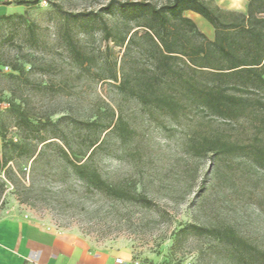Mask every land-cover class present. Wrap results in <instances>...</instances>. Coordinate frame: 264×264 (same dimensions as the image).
<instances>
[{"label":"rangeland","instance_id":"1","mask_svg":"<svg viewBox=\"0 0 264 264\" xmlns=\"http://www.w3.org/2000/svg\"><path fill=\"white\" fill-rule=\"evenodd\" d=\"M16 1L4 0L9 10L0 16L11 17L0 20V219L28 217L151 264H238L210 234L227 228L264 251V169L245 155L196 150L202 136L253 143L258 113L171 116L144 107L107 79L114 69L121 78L125 63L136 70L137 51L125 59L102 23L82 16L113 0ZM214 1L246 13L249 0ZM106 20L111 28L120 21L118 14ZM118 118L129 134L113 127ZM71 161L87 162L124 195L91 187Z\"/></svg>","mask_w":264,"mask_h":264},{"label":"trees","instance_id":"2","mask_svg":"<svg viewBox=\"0 0 264 264\" xmlns=\"http://www.w3.org/2000/svg\"><path fill=\"white\" fill-rule=\"evenodd\" d=\"M38 2L18 0L16 4L29 7ZM117 14L120 21L111 28L106 18ZM188 14L204 21L212 30L213 39H209ZM82 16L99 20L106 40L112 39L124 48L125 59L137 51L141 64L136 70L127 71L125 63L121 78L114 69L107 79L119 82L118 88L144 107L171 116L192 110L208 111L222 118L257 112L260 119L253 143L237 144L219 137L202 136L196 150L214 156L245 155L264 169V141L261 139L264 99L259 96L264 94V0H249L246 13L225 10L214 0H161L158 4L113 0L98 13ZM10 18L2 16L0 20ZM72 50L78 59L83 57L74 46ZM88 60L91 64L92 60ZM113 127L129 134V127L122 118H118ZM98 144L94 143L92 149ZM71 164L78 178L91 187L104 190L110 196L124 195L87 162L71 161ZM140 198L149 204L145 197ZM210 234L232 248L238 256V264H264V251L233 229L210 231Z\"/></svg>","mask_w":264,"mask_h":264},{"label":"crops","instance_id":"3","mask_svg":"<svg viewBox=\"0 0 264 264\" xmlns=\"http://www.w3.org/2000/svg\"><path fill=\"white\" fill-rule=\"evenodd\" d=\"M0 0V16L9 9ZM151 264L99 249L74 231H57L28 217L0 219V264Z\"/></svg>","mask_w":264,"mask_h":264},{"label":"built area","instance_id":"4","mask_svg":"<svg viewBox=\"0 0 264 264\" xmlns=\"http://www.w3.org/2000/svg\"><path fill=\"white\" fill-rule=\"evenodd\" d=\"M116 262H117V264H124V261H123L122 259H120V258H118V259L116 260Z\"/></svg>","mask_w":264,"mask_h":264}]
</instances>
